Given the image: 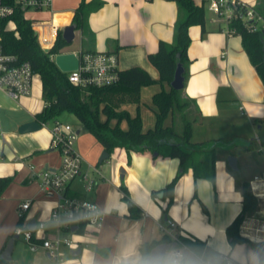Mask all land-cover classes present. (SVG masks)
Listing matches in <instances>:
<instances>
[{
	"label": "crops",
	"instance_id": "1",
	"mask_svg": "<svg viewBox=\"0 0 264 264\" xmlns=\"http://www.w3.org/2000/svg\"><path fill=\"white\" fill-rule=\"evenodd\" d=\"M94 1L101 2V6L88 18L89 28L95 36V51L117 54L120 70L140 67L153 79L159 80V73L148 56L157 52L160 42H173L179 12L177 3L169 0H85L86 4ZM194 1L199 6L203 3V0ZM241 1L257 3V0ZM81 2L55 0L54 24H72ZM205 7L206 33L202 34L200 26L189 30L191 44L183 91L184 96L195 102L200 111L191 141L211 145L220 141L217 144L216 185L206 179L195 180L190 170L177 183L174 204L166 217L164 209L167 200L153 198L152 194L165 189L176 177L180 168L179 159H161L134 152L128 155L123 150H117L109 160L100 163V155L105 152L102 145L95 138H84L76 144L75 150L84 160L82 176L93 180L95 186L92 191H87L83 178L79 177L69 185L66 194L96 203L105 214V221L99 231L87 229L81 235L75 234L80 245L78 249H81L79 256H72L74 250L61 246L66 264H139L140 247L144 243L158 241L168 233L206 243L219 254L216 264L222 263V256H228L236 264H252L251 259L237 258V246L230 245L227 233L225 239V229L243 208V197L237 190V176L250 183L255 176L264 174V161L254 157L247 164L243 159L241 169L237 159L239 171L235 175L228 166L230 156L227 149L250 150L253 143L264 147L260 139L264 134L260 125L264 123V83L243 47L242 37L229 33V27L222 21H216L206 4ZM77 34L82 42L81 32L77 31ZM80 49L81 46L77 51ZM77 51H61V54H75ZM151 89L148 99L163 89L169 90V86L158 83ZM43 107V88L39 77L32 94L19 101L0 90V178H13L0 197V257L15 236L21 215L26 228L32 221L35 222V229L44 223V234L48 239L58 236V224L50 216L57 198L43 193L36 174L59 168L61 153L51 148V142L50 146L41 142L36 134L38 131L28 134L19 132L24 124L36 121L35 116ZM170 124L168 120L167 125ZM121 167L127 171L128 198L141 210L138 219L129 217L128 205L123 200L119 180ZM245 171H251V175L246 177L243 174ZM26 202H30V207L22 212L21 206ZM200 220L207 221V224L201 225L205 231L194 232ZM168 221L176 223L172 231L167 228ZM261 227H264L263 203H259L257 210L245 220L241 235ZM63 234L70 233L64 231L61 236ZM23 239L20 236L15 241L9 264H58L50 258L48 250L40 247L33 252ZM249 240L263 242L264 232L258 238ZM63 248L70 251V257L63 252ZM251 252L256 254L259 264L257 253L253 249ZM186 255L193 264L198 263L199 256L191 249Z\"/></svg>",
	"mask_w": 264,
	"mask_h": 264
},
{
	"label": "trees",
	"instance_id": "2",
	"mask_svg": "<svg viewBox=\"0 0 264 264\" xmlns=\"http://www.w3.org/2000/svg\"><path fill=\"white\" fill-rule=\"evenodd\" d=\"M178 5V17L174 25V40L172 43L160 42L155 54H150L148 60L158 71L159 80L153 79L150 74L140 68L133 67L120 71V80L117 84L105 88L81 89L73 86L68 79V73L62 72L53 56L61 54V50L68 44L59 34L55 46L49 51H44L32 30L31 23L24 19L20 11L12 17L16 28L8 30V21H0V43L5 54L17 57L19 63L28 62L33 73L41 79L43 88L44 107L35 118L40 124H48L57 120L62 114L74 115L83 127L91 133L102 145L105 152L112 156L117 150H123L128 155L134 152L139 155L158 154V158L180 160V168L176 177L167 187L153 193V198L167 200L164 214L167 217L174 204L175 187L179 180L190 170L193 171L195 180L206 179L213 186L216 185V164L219 160L217 144H194L191 141L193 126L198 121L200 113L195 102L184 96V89L175 91L170 87L174 80L177 66L182 64L185 69V80L188 74V49L191 44L189 30L193 26H200L202 34L206 33V1L201 6L194 0H169ZM101 2L86 4L82 0L75 11L72 21L77 31L81 32V52L92 53L95 51V36L89 28L88 18L92 11L97 10ZM245 9H241L244 12ZM255 12L264 21V0H257ZM255 23V22H254ZM233 34L242 37L243 47L251 63L256 68L264 83L263 48L264 29L250 32L242 20H234L230 24ZM168 85L169 90L163 89L154 94L152 103L155 108L156 123L151 129L145 130L139 116L130 117L125 110H116L111 103L105 102L108 95H128L138 101L143 87L155 84ZM123 119L128 120V128L120 127ZM116 124L112 125L111 121ZM170 120L171 124L167 125ZM264 142V134L260 136ZM231 156L232 150L227 149ZM233 174L237 175L236 172ZM12 177L0 178V197L12 183ZM124 193L123 200L127 203L131 219H138L141 210L128 198L126 186L121 185ZM237 190L242 194V211L234 222L227 228L226 233L231 246L238 244L247 245L255 250L259 257V264H264V241L254 242L244 239L241 227L245 220L258 208V200L250 189V183L237 176ZM26 229L24 218L21 217L17 229ZM80 228L78 234L84 233ZM189 249L196 255L210 259L215 263L219 254L206 243L188 238H181ZM173 243L169 235L165 234L160 240L144 243L140 247L141 259L139 264H145L152 250L161 244ZM0 264H9L0 257ZM239 264V263H238Z\"/></svg>",
	"mask_w": 264,
	"mask_h": 264
},
{
	"label": "built area",
	"instance_id": "3",
	"mask_svg": "<svg viewBox=\"0 0 264 264\" xmlns=\"http://www.w3.org/2000/svg\"><path fill=\"white\" fill-rule=\"evenodd\" d=\"M55 0H0V21H8L7 29L15 30L16 25L12 17L20 11L24 19L31 23L32 30L37 36L38 42L44 51H50L56 44L59 34L63 35L65 25H55L53 5ZM208 10L215 15L216 21L224 22L230 29L234 20H242L250 32H257L264 29L263 19L255 12L254 4H247L241 0H205ZM241 9H245L244 12ZM50 15L51 17H47ZM255 22V23H254ZM79 61L78 69L68 73L69 82L78 88H105L117 84L120 80V69L117 54L108 52L82 53L81 49L75 52ZM56 56H53V60ZM32 67L28 62L19 63L17 57L5 54L0 43V90L8 93L13 100L32 94L34 88V77ZM48 128L51 134V148L57 149L62 154V161L59 168L46 169L36 174L40 181L41 190L45 194L56 196L57 201L52 208L51 219L58 224V236L55 240L48 239L44 234L45 224L40 223L34 232L26 229H17L16 234L22 236L31 251L35 252L40 247L49 251L50 258L58 264H66L64 261L61 246L65 245L70 250H77L79 242L75 234L80 228L84 230H101L105 221V214L99 206L91 201L82 200L67 196L69 185L79 177L85 182V189L92 191L95 182L87 176H82L83 158L75 150L79 133L71 125L60 120L53 121L52 126L41 124ZM250 189L259 203L264 204V174L255 176L250 182ZM30 202L21 206V211L26 212ZM22 217V215H21ZM168 230L176 227L174 221L167 222ZM76 227L77 231L72 232ZM72 234L71 238H61L62 232ZM173 243L167 254H170L168 264L179 261V264H187L189 258L187 252L189 247L182 242L181 236L168 233ZM42 242L41 244L39 242ZM221 264H236L228 256H222ZM197 264H216L210 259L201 256Z\"/></svg>",
	"mask_w": 264,
	"mask_h": 264
},
{
	"label": "rangeland",
	"instance_id": "4",
	"mask_svg": "<svg viewBox=\"0 0 264 264\" xmlns=\"http://www.w3.org/2000/svg\"><path fill=\"white\" fill-rule=\"evenodd\" d=\"M80 46H81V37L79 34H77L74 42L72 44L65 46L61 51L62 52L77 51L80 48ZM37 82H38V76H35L34 77V86L36 85ZM152 86L143 87L144 88L143 89L144 90L143 95L141 97V92H140V96H139L138 101L133 100L128 95H115V94L113 95L112 94V95H108L107 97H105V102L111 103L113 108L116 110L127 111L129 113L130 117L139 116L143 122L144 129L145 130L151 129L155 126V123H156V114H155V108H154L153 103H152V96L149 99L147 98L148 92H151V90H152L151 89ZM57 120H60L64 123H67V124L71 125L75 130L80 131V135L78 136L77 143L79 141L83 140L84 138H87V137L93 138V139L95 138L91 133H89L83 127V125L79 122V120L72 114L64 113L59 118H57ZM52 124H53V122L48 123L49 126H52ZM111 124L115 125L116 121L112 120ZM119 125L121 128L127 129L128 128V120L123 119ZM260 125L262 126V131H264V123H262ZM36 134H37V136L41 142L50 146L51 136H50L48 129L43 128L40 131L36 132ZM47 150H49V148H47ZM261 150H263V152H264V147H261L257 143H253L252 148L250 150H244L242 148H237V149L232 151V154H233V156H235L239 160V167L242 169L243 162H244L243 159L245 161H247V164L249 163V161L251 162L252 158H254V157L260 158L261 160L263 159V161H264L263 152ZM62 157L63 156L61 154V158ZM100 157H102V153H101ZM243 174H245L246 177H249L251 175V171H245V173L243 172ZM53 228H54V226H53ZM50 231H52V230H50ZM52 234H53V231H52ZM52 234H51V236H52ZM61 238L62 239L71 238V235L70 234H63L61 236ZM55 239H53V240H55ZM63 249H64L63 252H65V254L68 257H70V251H68L67 248H63ZM247 249L252 251V249L248 246H247ZM248 259L250 260L251 258L249 256H247V254H246L245 260L247 261ZM169 260H170V254H167L165 257V260H164V264H168ZM243 264H246V263L243 262Z\"/></svg>",
	"mask_w": 264,
	"mask_h": 264
},
{
	"label": "water",
	"instance_id": "5",
	"mask_svg": "<svg viewBox=\"0 0 264 264\" xmlns=\"http://www.w3.org/2000/svg\"><path fill=\"white\" fill-rule=\"evenodd\" d=\"M77 29L74 25L70 24L69 26H66L63 30V39L65 42L69 45L72 44L76 38ZM48 52V51H46ZM55 64L57 67L64 73H69L72 71H75L78 69L79 61L75 54H59L55 57ZM263 68H264V48H263ZM185 69L182 64H179L177 66L174 80L170 84V87L175 91H181L185 87ZM41 124L37 121H33L27 124H24L20 127L19 132L21 134H28L32 132H36L41 130ZM79 133V132H78ZM155 157L158 156V154H154ZM110 155L107 152H104L102 154V157L100 158L99 162L103 163L107 160H109ZM229 168L234 171L238 172V162L237 158L235 156H230L227 159ZM119 180L121 182V185L126 186V180H127V171L124 167H121L119 170ZM27 229L31 232L35 231V222L32 221L28 224ZM72 232H76L77 228L73 227ZM20 239V235L15 234V236L9 241L8 245L6 246L5 250L2 253L1 258L7 261L8 263L12 262V255H13V249H14V243L16 240ZM172 245L170 244H161L157 247H155L148 259L146 260L145 264H164L165 257L169 250L171 249ZM81 254V249H78L77 251H72L71 255L74 257H77Z\"/></svg>",
	"mask_w": 264,
	"mask_h": 264
},
{
	"label": "clouds",
	"instance_id": "6",
	"mask_svg": "<svg viewBox=\"0 0 264 264\" xmlns=\"http://www.w3.org/2000/svg\"><path fill=\"white\" fill-rule=\"evenodd\" d=\"M202 224H207V221H199L198 222V227H196L194 229V232L199 231V232H203L205 231V229L201 226ZM261 232H264V227L258 228V229H254V230H247L245 231L243 234V238L244 239H249V238H258L259 234ZM225 239H226V229H225ZM237 249L238 252L236 253L237 258L241 259V260H245V255L247 254V256H249L252 260V264H257V257L255 253H252L250 250L247 249L246 245H241L238 244L237 245ZM130 254V253H129ZM172 264H179V261H174L172 262ZM187 264H193V262L189 261L187 262Z\"/></svg>",
	"mask_w": 264,
	"mask_h": 264
}]
</instances>
